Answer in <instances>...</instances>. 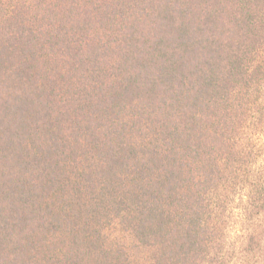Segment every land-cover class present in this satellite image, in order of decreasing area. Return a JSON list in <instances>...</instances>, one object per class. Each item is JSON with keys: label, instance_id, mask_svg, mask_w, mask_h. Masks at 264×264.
Segmentation results:
<instances>
[{"label": "trees", "instance_id": "obj_1", "mask_svg": "<svg viewBox=\"0 0 264 264\" xmlns=\"http://www.w3.org/2000/svg\"><path fill=\"white\" fill-rule=\"evenodd\" d=\"M0 264H264V0H0Z\"/></svg>", "mask_w": 264, "mask_h": 264}]
</instances>
